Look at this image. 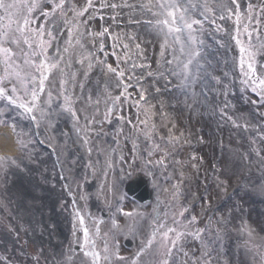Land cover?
I'll return each instance as SVG.
<instances>
[{
    "label": "rangeland",
    "instance_id": "374dc122",
    "mask_svg": "<svg viewBox=\"0 0 264 264\" xmlns=\"http://www.w3.org/2000/svg\"><path fill=\"white\" fill-rule=\"evenodd\" d=\"M58 2L37 0L32 13V26L44 25L55 37L48 57L59 61L40 97L45 115L32 121L22 108L0 99V133L13 139L11 151L0 150L5 161L0 167V264H92L82 247L84 226L102 255L105 243L118 245L125 260L115 264H160L165 257L158 248L159 233L148 246L155 218V230L186 233L170 264H264V98L258 82L254 85L241 72L236 43L248 44L247 27L256 75L264 79V0H236L239 20L232 0H169L189 22L201 21L191 34L183 29L179 40L156 23L164 18L160 0H93L94 7L75 27L66 23L73 19L72 7L79 10L86 0H65L62 11L45 19L41 11ZM149 38H154L153 53ZM181 45L185 52L199 53L187 79L177 63L186 62ZM6 46L24 69L27 45ZM108 65L124 73L123 84ZM203 80L206 90L194 95L200 96L194 106H181V84L191 81L199 91L197 82ZM123 85H130L124 94L130 102L121 96ZM4 86L9 87L7 82ZM141 94L146 101L138 106ZM65 95L82 131L66 110ZM106 96H121L120 107L112 108L111 100L105 104ZM204 104L212 109L215 128L212 118L200 119ZM236 134L242 138L238 147ZM243 143L255 159L241 151ZM217 157L221 169L213 175L211 163ZM140 175L150 178L155 189L151 204H141L125 191L127 181ZM241 181L243 190L228 198L227 189ZM181 207L188 209L183 216ZM77 210L84 215L83 226ZM128 212L134 215L123 214ZM192 216L195 223H189ZM200 229L204 231L197 238L193 233ZM128 237L134 248L125 245Z\"/></svg>",
    "mask_w": 264,
    "mask_h": 264
},
{
    "label": "snow or ice",
    "instance_id": "6c2138e0",
    "mask_svg": "<svg viewBox=\"0 0 264 264\" xmlns=\"http://www.w3.org/2000/svg\"><path fill=\"white\" fill-rule=\"evenodd\" d=\"M235 5L237 11L235 13L237 20H239V4L236 3V0H232ZM65 5V0H59L58 3H54L52 9L42 10L41 15L47 19L49 16H54L57 10H63ZM37 0H0V71H2V75H0V99H6L11 104L17 105L22 108L26 113H28L32 119V121H36L37 115L43 116L45 113L40 108V97L41 94L45 90V82L48 80L49 74L58 67L59 61H52L48 57V49L51 47V41L55 39L52 35V32L46 31L44 25H40L38 27H33L32 24L34 22V17L32 13L38 7ZM103 6V5H102ZM93 0H86L83 7L79 10L72 7L73 11V19L71 21H67L68 25L75 27L79 23L80 17L85 16L86 13L89 12V9H92ZM111 7L115 8L116 5H111ZM158 7L160 8V13L162 17L161 20H158L156 23L161 27L162 30L165 31L166 35H174L177 40H179V33L183 29H187L189 34L193 31V25H198L201 23L199 20H191L189 22L184 18L183 12L179 8V5L175 2H169V0H160ZM23 10V11H22ZM211 11V9H208ZM229 16L233 15L232 9H226ZM249 16H251L252 5H248ZM223 19L224 17L221 16ZM179 21V26H177V22ZM245 32L248 35V48L246 49L243 43L237 39L236 43L240 45V60L239 66L241 72H243L245 77H249L252 80V83L255 85L257 82L259 84V91L261 93L262 98H264V79L259 78L256 75V69L254 67V57L255 53L251 50L252 44V33L248 32L247 27L245 28ZM103 35V33H101ZM47 36V39L45 38ZM72 30L69 28V38L71 39ZM258 38V37H257ZM23 42L27 45L29 49V53L26 54V58L24 60L25 68L21 69L20 65L15 62L16 53L13 52L11 47L6 45L13 44L19 46L20 43ZM78 42V41H77ZM59 51V50H58ZM65 52L68 51L67 48L64 49ZM181 54L186 57V62L178 61V66L182 65V71L184 73L185 79H187V75L190 71V65H192L193 60L196 56L199 55L195 50H190L185 52L183 45L180 48ZM245 55L248 57V61H245ZM83 60L81 61V63ZM171 63V62H170ZM91 66V65H89ZM245 66L247 71H245ZM108 70L112 73H116L118 77L121 78V84H123V76L124 73L122 71L118 72L116 68H112L111 65H108ZM62 74L64 73L63 69H61ZM175 74V73H173ZM5 82L8 83L9 87H5ZM19 89L23 93V95L18 93ZM248 81L245 80V83ZM31 86V87H30ZM118 87L120 85H117ZM130 85H123V92L121 96H124L127 93V89ZM61 88H65V82L61 81ZM66 90V89H65ZM257 87H253L252 91L256 92ZM11 92L13 95H9ZM121 96H106L104 98L105 104L111 100L112 108L120 107L119 101ZM51 93L48 95V106L51 103ZM124 99L130 102V97L124 96ZM141 101H145V97L141 94L140 101H137V105H140ZM100 101L96 100L95 104L99 105ZM64 104L66 106V110L71 113L73 120L77 124V130L82 131L83 129L79 126V117L76 115L74 108L71 105V101L68 95L64 96ZM109 109V111L112 110ZM118 119L123 120L124 118L118 117ZM110 122V121H109ZM131 124V120L128 121ZM3 123V121H0ZM147 125V121L141 122ZM15 126L13 125V128ZM144 135L150 136L151 129L145 131ZM87 133L85 132V142H87ZM21 145L24 146V142L20 141ZM123 159V158H121ZM4 158L0 157V167L4 165ZM157 163H162V161H158ZM179 191L177 187V192ZM175 194V193H174ZM75 203V201H74ZM188 209L181 207L180 216H183L184 212ZM76 216L78 217L80 224L84 225V215L80 214L79 211H76ZM126 216H132L134 213L128 212L123 213ZM196 217L192 216L189 223H195ZM174 223H178L174 221ZM113 227L118 228L116 221H113ZM163 227V226H161ZM83 244L82 247L85 249L84 255L91 257L92 264H115V260L123 261L125 257L119 255L118 245L114 244L113 247H109L107 243L103 248V255L101 251L96 250V241L93 238L92 234L89 232V228L87 226L83 227ZM99 228L95 229L96 234H99ZM203 229L198 230L193 233L197 238H199L200 233L203 232ZM157 233H159V244L158 248L161 250L160 255L165 257L160 261V264H170V259L173 254V250L176 248L177 242L180 241L181 237L186 233L177 231L175 228H166L163 231H160L158 228L156 231L152 233V239L148 241V246L150 247L153 241L157 237Z\"/></svg>",
    "mask_w": 264,
    "mask_h": 264
},
{
    "label": "bare ground",
    "instance_id": "6f19581e",
    "mask_svg": "<svg viewBox=\"0 0 264 264\" xmlns=\"http://www.w3.org/2000/svg\"><path fill=\"white\" fill-rule=\"evenodd\" d=\"M159 34H164L163 32H159L157 35H159ZM159 38V37H158ZM149 45L147 46L148 48H152V50L153 51H150L151 53H153L154 52V46H153V42H154V38H149ZM179 43H180V41H178ZM179 51H180V48H179ZM181 52V51H180ZM178 61H180L181 62V60L180 59H178L177 60V62ZM204 81V83L203 82H197V85H200L199 87H200V90L198 91L197 90V86H195V83H193V82H189L188 84H181V86H182V89H181V92H182V95H181V106H182V104H184V103H187V108H192L193 106H194V104L196 103V101H197V99H198V97H200V96H198L199 94H203V89H205L206 90V81L205 80H203ZM189 91V92H188ZM197 91V92H196ZM196 93H198V95H197V97L196 98H194V95H196ZM176 95H177V93H176V91L175 92H173V94L172 95H170L171 97H172V101H173V99L175 100L176 99ZM166 98H167V96H166ZM199 107V106H198ZM198 107H195V108H197L198 109ZM194 108V109H195ZM184 109H186L185 108V106H184ZM193 109V110H194ZM200 109V111H203L202 113H203V115H204V117H200V119L201 120H203L204 118L206 119V116L207 117H210V118H212V120H213V123H212V125H214V119H213V116H214V114L212 115L211 113H212V109H210V105H201V107L199 108ZM198 109V110H199ZM181 111H183V110H181ZM186 111H187V109H186ZM188 112V111H187ZM204 112H207L206 114H204ZM189 114V113H188ZM190 116H192V118L193 119H195V120H197V118H195V117H193V116H196V114H194L193 113V111H191L190 112V114H189ZM204 119V120H205ZM217 120V117L215 116V121ZM206 123H207V120H206ZM216 126L214 125V128H215ZM4 131H2V133H0V150L1 151H11V149H12V147H13V139H12V136H11V134L10 133H3ZM238 137V139L240 140V142H238L237 141V139H236V141H234L236 144H237V146L236 147H238V146H241L242 145V138H240L239 137V134H238V136H237V134H236V138ZM243 149L241 150L242 152H244L245 154L247 153V155L251 158V159H255V156H254V154L252 155L251 154V152H250V149H249V146H247V143H243V147H242ZM255 178V177H254ZM238 194V193H237ZM248 197V196H247ZM247 201H249V200H246V201H244V202H247Z\"/></svg>",
    "mask_w": 264,
    "mask_h": 264
},
{
    "label": "water",
    "instance_id": "95a60500",
    "mask_svg": "<svg viewBox=\"0 0 264 264\" xmlns=\"http://www.w3.org/2000/svg\"><path fill=\"white\" fill-rule=\"evenodd\" d=\"M127 191L144 203L150 202L153 198V191L150 189L149 182L143 177L128 182ZM129 244L132 245L131 242Z\"/></svg>",
    "mask_w": 264,
    "mask_h": 264
},
{
    "label": "trees",
    "instance_id": "16d2710c",
    "mask_svg": "<svg viewBox=\"0 0 264 264\" xmlns=\"http://www.w3.org/2000/svg\"><path fill=\"white\" fill-rule=\"evenodd\" d=\"M70 44H71V42H70Z\"/></svg>",
    "mask_w": 264,
    "mask_h": 264
}]
</instances>
